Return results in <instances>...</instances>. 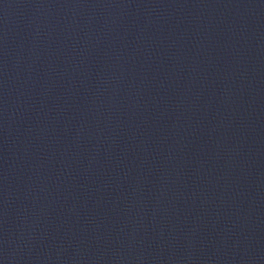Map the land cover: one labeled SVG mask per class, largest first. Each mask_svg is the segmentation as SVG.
Wrapping results in <instances>:
<instances>
[{"label": "water", "instance_id": "water-1", "mask_svg": "<svg viewBox=\"0 0 264 264\" xmlns=\"http://www.w3.org/2000/svg\"><path fill=\"white\" fill-rule=\"evenodd\" d=\"M113 264H264V0H118Z\"/></svg>", "mask_w": 264, "mask_h": 264}]
</instances>
